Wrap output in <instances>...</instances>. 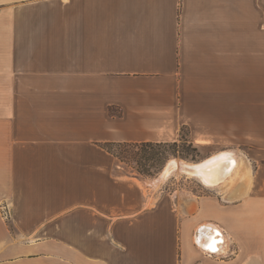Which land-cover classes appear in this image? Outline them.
<instances>
[{"label":"crops","instance_id":"1","mask_svg":"<svg viewBox=\"0 0 264 264\" xmlns=\"http://www.w3.org/2000/svg\"><path fill=\"white\" fill-rule=\"evenodd\" d=\"M182 128L246 176L166 191L102 147ZM0 264H264V0H0Z\"/></svg>","mask_w":264,"mask_h":264},{"label":"rangeland","instance_id":"2","mask_svg":"<svg viewBox=\"0 0 264 264\" xmlns=\"http://www.w3.org/2000/svg\"><path fill=\"white\" fill-rule=\"evenodd\" d=\"M173 143L176 144L172 145ZM138 148L139 150H150L149 148ZM110 149L112 155L116 158V161L123 168L122 170H124V172L138 174L137 165L131 158V154L138 151L135 149V147L113 146ZM153 150L161 152V154L157 157L158 165L156 164V161L143 162L146 166V169L151 173L156 172L158 170L156 168L159 166L160 163H162L161 160L163 159V157L167 158L165 164L160 168V170L157 171L153 177H151L152 179H154V182H156V185L165 189L166 191L181 188L194 192L196 194L200 193L203 188H205L197 179L187 177L182 173H173L168 177H163L162 174L165 168L171 162L174 163L175 161L198 163L204 159L214 156L215 154H217L218 151L216 148H214V146L208 148L197 147L194 143L191 142L189 131L186 128H183L181 130L180 136L177 141L170 142L168 143V145H162L161 147H154ZM240 150L244 153L246 151V148H240ZM250 163L253 168H256L258 165L254 162Z\"/></svg>","mask_w":264,"mask_h":264},{"label":"bare ground","instance_id":"3","mask_svg":"<svg viewBox=\"0 0 264 264\" xmlns=\"http://www.w3.org/2000/svg\"><path fill=\"white\" fill-rule=\"evenodd\" d=\"M242 161L236 164L235 157L229 153L214 155L198 163L175 161L165 168L162 176L168 177L173 173H182L187 177L197 179L204 187L210 190H227L229 192L234 178H237L239 173L242 177L247 174ZM242 177H240V181ZM242 184L241 181L238 187L240 188ZM236 192L229 194L228 197H238L240 194L238 195ZM221 240L224 241L223 239ZM220 246L219 244L217 245L218 253H225V243Z\"/></svg>","mask_w":264,"mask_h":264},{"label":"trees","instance_id":"4","mask_svg":"<svg viewBox=\"0 0 264 264\" xmlns=\"http://www.w3.org/2000/svg\"><path fill=\"white\" fill-rule=\"evenodd\" d=\"M183 129V128H182ZM176 143H173L172 145H175ZM162 145H168V143H132V144H105L102 147L107 150L109 153H111V147L113 146H129V147H135L136 151L135 153L131 154V158L137 165V172L141 176H147V177H153L157 171L160 170V168L165 164L167 158L163 157L161 160L162 163L159 164V166L156 168L158 169L156 172L151 173L146 169V166L143 162H149V161H156V164L158 165L157 157L161 154L159 151H154V147H161ZM149 148V151L146 150H139ZM112 154V153H111Z\"/></svg>","mask_w":264,"mask_h":264},{"label":"built area","instance_id":"5","mask_svg":"<svg viewBox=\"0 0 264 264\" xmlns=\"http://www.w3.org/2000/svg\"><path fill=\"white\" fill-rule=\"evenodd\" d=\"M2 217H3V219L6 222H9L10 219H11L10 211L8 210V206L7 205H5L4 207H2ZM208 254H215V253L208 252Z\"/></svg>","mask_w":264,"mask_h":264},{"label":"water","instance_id":"6","mask_svg":"<svg viewBox=\"0 0 264 264\" xmlns=\"http://www.w3.org/2000/svg\"><path fill=\"white\" fill-rule=\"evenodd\" d=\"M204 160H205V159H204ZM202 161H203V160H202ZM200 162H201V161H200ZM217 235H219V236H220V235H221V233H218V232H217ZM221 243H223V241H222V240H221ZM215 247H216V248H215L214 252H215V253H218L219 251L217 250V245H216Z\"/></svg>","mask_w":264,"mask_h":264}]
</instances>
